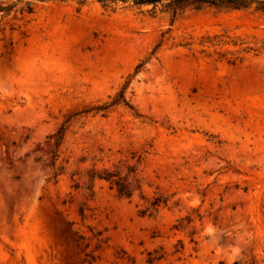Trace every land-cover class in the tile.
Segmentation results:
<instances>
[{"label": "rangeland", "instance_id": "rangeland-1", "mask_svg": "<svg viewBox=\"0 0 264 264\" xmlns=\"http://www.w3.org/2000/svg\"><path fill=\"white\" fill-rule=\"evenodd\" d=\"M150 8L0 23V264H264V14Z\"/></svg>", "mask_w": 264, "mask_h": 264}, {"label": "trees", "instance_id": "trees-1", "mask_svg": "<svg viewBox=\"0 0 264 264\" xmlns=\"http://www.w3.org/2000/svg\"><path fill=\"white\" fill-rule=\"evenodd\" d=\"M49 1H64V0H0V23L5 26H11L15 29L18 22L24 21L26 18L32 16L37 8L38 3ZM80 4H85L88 1L94 0H78ZM99 2L106 1H122L128 0H95ZM134 6L138 8L151 7L149 12L157 14L158 12L169 13L173 18H177L186 12H200L206 9H225V10H254L255 12L264 14V0H132ZM129 85L126 83L120 90L116 98L110 103H106L92 108L96 113L106 111L112 106L120 104L127 105L125 99V91ZM65 136L64 128L59 131V138L57 146L60 147L62 140ZM56 155L55 160H57ZM89 187L92 191L96 180H103L108 182L112 188H116L121 197L131 198L134 192L140 190L141 187L137 186L132 188V183L129 182L127 176H122L118 170L104 169L102 172L92 170L88 174ZM165 203V202H164ZM162 202L159 199H154L150 206L147 207L142 213L146 215L147 212L152 214V210H157ZM180 227V226H179ZM150 261H153L150 260Z\"/></svg>", "mask_w": 264, "mask_h": 264}]
</instances>
